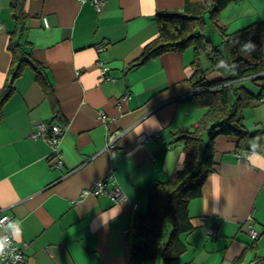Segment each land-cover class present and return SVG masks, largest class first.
I'll return each instance as SVG.
<instances>
[{"label": "crops", "instance_id": "crops-1", "mask_svg": "<svg viewBox=\"0 0 264 264\" xmlns=\"http://www.w3.org/2000/svg\"><path fill=\"white\" fill-rule=\"evenodd\" d=\"M11 1L0 0V92L13 86L0 106V212L10 216L5 226L16 244H25V260L17 264H129V248L139 241L132 231L136 215L146 210L155 183L184 160L182 141L172 135L192 129L205 111L190 98L191 48L129 67L157 35L156 14L181 11L183 0H105L99 12L89 1L22 0L19 25ZM255 23L264 25V0H230L219 15L227 34ZM206 32L218 44L224 39L213 25ZM259 40L264 53V28ZM10 42L43 70L59 118L53 119L32 65L13 76ZM98 60L108 66L105 78ZM206 76L220 78L215 71ZM242 86L254 98L240 120L257 149L241 147L234 135L214 138V169L188 202L195 228L183 236L185 253L171 264H233L241 254L242 264L264 258V101L257 99L264 72ZM52 119L63 130L59 167L49 144L31 136L37 122ZM117 130L122 134L110 157L107 134ZM97 179H106L108 188L117 184L125 199L114 204L104 194H80ZM250 224L258 231L255 240Z\"/></svg>", "mask_w": 264, "mask_h": 264}, {"label": "trees", "instance_id": "trees-1", "mask_svg": "<svg viewBox=\"0 0 264 264\" xmlns=\"http://www.w3.org/2000/svg\"><path fill=\"white\" fill-rule=\"evenodd\" d=\"M229 2L183 0L181 11L158 12L157 35L143 46L141 54L129 65L132 68L166 52L191 48L195 72L191 79L194 93L190 98L205 109L192 129H180L172 135L173 141H182L184 160L167 180L155 183L148 194L146 210L136 215L132 231L139 241L129 248V264H156L158 258L161 264H171L185 253L183 236L195 228L188 213V202L201 194L205 178L214 169L216 136L234 135L240 143L243 141L241 147L248 144L245 148L257 149L251 139L254 136L243 127L239 113L254 98L244 89L242 81H256L264 72V53L259 40L264 25L250 24L227 34L219 26V15ZM21 5L22 0H12L10 4L17 25L22 24ZM208 25L222 32L224 39L219 44L208 37ZM249 43L254 48L246 47ZM8 48L12 55L13 76H18L26 65H32L37 81L48 96L53 119L59 118V107L43 70L32 64L19 43L10 42ZM203 59L209 64L206 67L202 65ZM212 71L218 72L220 78L208 79L206 75ZM12 89V82L2 89L0 106ZM207 236L215 238L217 234ZM243 260L244 254H241L233 264H242ZM256 264H264V258Z\"/></svg>", "mask_w": 264, "mask_h": 264}, {"label": "built area", "instance_id": "built-area-1", "mask_svg": "<svg viewBox=\"0 0 264 264\" xmlns=\"http://www.w3.org/2000/svg\"><path fill=\"white\" fill-rule=\"evenodd\" d=\"M79 2L89 1L93 4L95 10L99 12L105 0H78ZM103 45H99L97 50H102ZM98 66L100 69V74L102 78L107 77L106 72L108 70V66L105 64L103 60H98ZM110 80H114L113 77H110ZM260 101H264V89L262 90V94L260 96ZM100 118L102 120H106V117L100 113ZM63 134V130L59 124L52 123L51 125H46L44 122H37L35 124V129L32 132L31 136L33 138L40 137L44 139L50 146V156L54 160V164L59 167L62 164L61 159V151H60V139ZM122 132L117 130L115 132H109L106 138V144L104 149L109 152L110 157L115 155V150L118 147V141L121 137ZM238 158H242V155H237ZM111 185L110 188L107 187L106 179H97L91 184L89 187L82 188L81 195H86L88 193H92L94 195L104 194L107 195L114 204H119L125 199V195L122 189L117 185ZM10 216L3 211L0 212V229L2 234L0 235V242H3L4 248L0 251V264H17L22 263L25 260L24 257V245L19 246L16 244L14 239L12 238L9 230L6 228L5 224L9 220ZM204 219L206 217H203ZM207 235H216V231L214 228L206 229ZM248 234L251 239H256L258 237V231L253 227L252 224L249 225Z\"/></svg>", "mask_w": 264, "mask_h": 264}, {"label": "clouds", "instance_id": "clouds-1", "mask_svg": "<svg viewBox=\"0 0 264 264\" xmlns=\"http://www.w3.org/2000/svg\"><path fill=\"white\" fill-rule=\"evenodd\" d=\"M246 47H248V48H254V45H252V44L249 43V44L246 45ZM21 235H22V230L19 229V228H17L16 231H15V233H14V236L17 237V238H19ZM3 248H4L3 242H0V251H2Z\"/></svg>", "mask_w": 264, "mask_h": 264}, {"label": "rangeland", "instance_id": "rangeland-1", "mask_svg": "<svg viewBox=\"0 0 264 264\" xmlns=\"http://www.w3.org/2000/svg\"><path fill=\"white\" fill-rule=\"evenodd\" d=\"M209 27H210V26H209ZM207 35H208V37H209L210 39H212V41H214L215 44H218V40H217V38H215V40H213V38H211L212 36L210 35V32H207ZM207 65H209V64H207ZM203 67H206V66H203ZM209 73H211V72H209ZM156 264H161V259H160V258L157 259V263H156Z\"/></svg>", "mask_w": 264, "mask_h": 264}]
</instances>
